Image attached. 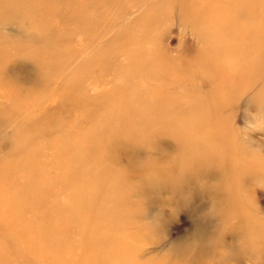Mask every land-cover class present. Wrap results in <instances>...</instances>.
<instances>
[{"label": "rangeland", "instance_id": "374dc122", "mask_svg": "<svg viewBox=\"0 0 264 264\" xmlns=\"http://www.w3.org/2000/svg\"><path fill=\"white\" fill-rule=\"evenodd\" d=\"M52 1L56 3L58 0ZM71 1L73 2L70 4L73 5L84 2L87 6L90 2ZM102 2L100 5H108L109 11L101 14L100 5L93 6L92 11L100 14V19L94 26L62 24L58 29L60 38L50 34L51 30L45 37L37 36L41 42L37 47L52 46L56 52L57 57L53 55L54 60L50 63L51 70L44 63H49L47 59L41 63L38 58H34L36 56L30 53L31 45L26 40L21 42V47H11L18 46L19 39L23 37L22 30L26 32L18 23L24 21L16 19L18 21L9 24L0 23V36L1 32L9 36V45L0 37V42L8 45L6 50L0 47V166L6 161L0 171L8 173H0V187L7 191L3 195L0 188V201L10 199L18 191L17 184L35 183L34 177L31 179L24 175L26 168L36 163L34 160L30 163L24 160L32 158L29 153L39 152L38 156L42 155L38 166H43L45 172L42 169V180L37 181L39 188L48 189L59 184L58 167L53 154L57 144L60 147L69 139H77L74 138L76 132L69 138L64 137L76 130L74 128L80 125L79 119L82 122L88 120L87 125L89 121L95 123L99 118L108 120L109 114L119 111L118 99L115 104L104 102L97 106L91 105L97 118L87 110L90 108L89 98L101 93L110 94L116 78L114 72L108 70L95 79L101 73L100 69L90 79V57V62H100V59L103 61L109 51L104 55L102 53L107 50L108 45L111 46L112 53H117L115 48L126 50L134 47V51L125 53L131 57L126 58L122 53L108 56L117 67L113 68L116 73L121 70L119 67L122 61H132L134 65V60L148 57L147 52H159L160 59L155 56L149 70L162 72L161 78L149 77L141 69L133 74V81L144 87L141 97L153 108L155 116H150V110L146 106L140 112L133 105L136 113L130 108L125 113L127 118L139 121V125L131 133L137 138L135 140H140L145 145L133 147L129 143L130 147L123 146L117 150L112 164L114 169L110 167V170L120 173V178L112 175V171L107 173L109 180L117 181L120 186L125 181V188L122 187L118 193H122L121 198L125 204L123 215L128 213L138 220L145 238L132 226L114 227L115 230L110 233L115 238L122 235L125 238L133 237L135 244L141 247L138 255L142 256L140 260H150V264H264V251L251 249L252 245L264 243V236L247 235V230H261L255 224H264V168L257 166L254 177L239 185L235 184V176L223 175L219 169L209 165V159L203 157L207 155L213 131L210 123L212 125L214 122L208 120L210 113L216 114L220 122L225 123L217 129V139L226 142L234 150H238V147L240 150L245 148V159L256 162L262 159L261 164H264V0H237L238 4L234 0H229L228 4H223L222 0ZM62 3L69 4L68 0H63ZM188 4L194 5L196 18L207 23L203 24L204 21H201L197 24L191 18L189 14L192 10ZM153 6L162 9L159 16L151 18L154 20L151 24H142ZM63 9L65 8H60ZM89 18L90 14H87L86 19ZM133 25L137 30L132 36L134 43L132 44L131 39L128 40V34L123 40L117 41L120 35L116 34L121 27ZM45 50L44 47L40 49ZM49 54L51 53L46 56ZM48 73L51 74L47 75ZM239 78L240 82L237 81ZM44 81L47 83L43 87L35 86L36 82ZM156 86L164 91L160 96L162 101L167 98L162 106L158 105L153 95L156 94ZM172 94L175 95L170 96ZM40 97L45 100L39 106L34 99ZM228 97H233L232 101L227 105L223 104ZM11 102L22 106L15 116ZM82 104L87 107L85 110V107H81ZM26 106L31 111L27 125L21 129L19 124L27 116ZM115 120L113 116L111 124ZM34 123H38V132L32 137L36 130ZM85 125V131L80 132L82 135L87 131L97 133L95 125L94 128H90V124ZM188 132L190 139L200 142L199 150L204 149L202 155L198 150L190 155L183 139ZM38 148L42 150H37ZM131 158L138 160L135 167L131 166ZM90 160L94 158L90 156ZM179 160L185 165L184 168L178 166L177 170L176 163ZM186 165L193 166L185 169ZM67 166H70L69 162L64 163V167ZM154 166H166L170 168V172L159 173L158 179L152 182L151 170L155 169ZM75 168L84 175H90V169L98 171L89 163L77 164ZM108 168L106 166V170L102 172ZM5 178L7 181H4ZM1 181L6 188L1 185ZM79 182L89 185L96 194L97 201L104 203V182L95 181L91 175L89 184ZM147 185L153 188L152 192L143 195ZM128 186L131 190L127 189ZM70 191L69 187L65 188L67 194ZM37 196L42 199L48 197L46 203L57 202L60 207H65L64 198L60 200L61 196L54 191L47 196ZM238 209L248 214L245 218L250 222L244 220ZM80 211L72 215L70 213L68 217H64L62 212V220L71 224L69 229L73 230V234L66 238L65 232L61 235L63 246L58 251L60 262L49 261L46 247L51 244L44 240L38 241L40 233L45 231L42 229L47 225L46 221L41 222L42 219L36 215L38 220L34 224L35 229L32 233H27L35 216L34 212H28L24 220L27 226L20 230L26 237L21 238L24 241L28 237L33 241L32 248L37 251V256L34 257L31 252L21 248L11 252L15 238L20 235L17 230L10 234L6 230H0V248L7 250L12 247L10 255L6 260L0 259V264H64L63 260L76 264L74 258H81L83 264L98 263L99 259H94L97 251L92 239L102 231L92 226L94 220L90 221L89 214H80ZM13 215L15 212H3L0 215V227L4 225L6 218ZM101 221L105 225L104 220ZM129 221L131 220L127 222ZM50 224L57 225L54 220ZM84 230L87 231L83 241ZM108 239L109 243L110 240L114 241L113 237L108 236ZM23 243L26 244V241ZM75 243V253L69 252L66 247ZM207 244L211 246L208 249ZM119 246H125L124 240ZM39 252L43 254L40 255ZM202 254V260L193 262ZM125 261L130 263V260Z\"/></svg>", "mask_w": 264, "mask_h": 264}, {"label": "bare ground", "instance_id": "6f19581e", "mask_svg": "<svg viewBox=\"0 0 264 264\" xmlns=\"http://www.w3.org/2000/svg\"><path fill=\"white\" fill-rule=\"evenodd\" d=\"M63 0H58L56 3H54L52 0H0V23L9 24L18 20L24 21V23H18L26 30L24 32L22 30V38L19 39L18 46H11V47H21L19 46L23 40H26L27 43L31 45L29 48L31 51L30 53H33L36 57L40 60L41 63H43L46 59L49 63L44 62L45 64H48V69H52V64H50L54 60V56L56 55L55 50L52 46H46L43 45L41 47H44L45 51H40L41 47H37L38 43H41L39 38L45 37L49 31L50 34L53 36L59 37L60 33L58 29H60L61 25H69V26H77V27H92L94 26L98 20L100 19V14L94 13L92 11V7L97 5L99 6L100 3H103L102 0H90V2L87 4H84V2L76 3L75 5L70 4L73 1L68 0L69 4L62 5ZM233 1V0H232ZM236 4H238L237 0ZM223 4H228L229 0H222ZM68 5V6H67ZM91 6V9H90ZM190 7V10H192L190 17L197 22V24L201 21H204L202 19L196 18V15H194L193 9L194 5L188 4ZM65 8L63 10H60V8ZM84 8H88L85 10ZM162 9H159L155 6L149 9V12L147 13V16L142 21V24H151L159 15V11ZM104 11H109L108 5H100V12L101 14ZM87 14H90L89 20L86 19ZM193 14V15H192ZM149 15L151 17H149ZM19 16V17H16ZM187 19V15L185 16ZM80 18V19H78ZM18 19V20H16ZM245 19V18H244ZM207 23L206 21L203 22V24ZM83 24V25H80ZM222 26V20L220 22ZM203 26H201V29ZM136 26L133 25L132 27L128 26H122L120 31H118L116 34L117 36L120 35L119 39L117 41L123 40L125 35L128 34V40L131 39L132 36L136 32ZM30 34H29V33ZM37 34V35H36ZM0 37H2L7 43V38L9 36H6L5 33L1 32ZM39 38H38V37ZM28 38V40L26 39ZM60 38V37H59ZM62 39H65L61 37ZM90 37V42H91ZM61 42L62 40H57ZM6 42H0L1 49L6 50L8 48V45ZM134 42L132 41V44ZM37 44V45H36ZM64 49L66 48L65 44L63 45ZM107 50L104 51L102 54L104 55L106 52L109 51L108 56L110 55H116L119 53H122L125 57H131L129 54H125L126 51H134V47H128L126 50H119L118 48H115L117 53L111 52V46H107ZM54 50V51H53ZM35 51V52H34ZM47 53H51L46 56ZM133 53V52H132ZM156 53V54H155ZM146 54V53H144ZM148 57H141L137 61H133L135 64L133 65L130 61H122L121 67H119L121 70L115 73V70L113 68H117L114 65V62L109 60V57H104V60L100 59V62H90V68H88L89 72L92 74L97 73L100 69L101 73L95 77L97 79L100 75L107 72L108 70H111V72L115 75L114 80V88L111 90L110 94H104L101 93L98 96L94 98H89L90 108L85 107V105H81V107H85L83 110L87 108L88 111H90V114L93 112V109L91 105L97 106L103 104H107V102H110L111 104H115V101H119V111L116 112V114L112 113L109 114L108 120L107 118H99L95 123H89L90 128H94V125L97 128V133H90V131H87L84 135H82L80 132L85 131L83 129V126L88 122L84 121L82 122V119H79L80 125L74 129L75 131H72L71 133L66 134L64 139L69 138L70 135H73L74 132H76L74 138L77 137V139L72 140L69 139L65 143H63L60 147L57 144L55 150H54V162L55 165L58 167L57 172L59 175V184L52 185L53 187H49L48 189H42L39 188L40 185L37 184V181L42 180V169L45 172L43 166H38V164H41L40 157L36 153H29L32 158H26L24 159L27 163H30L31 161H35L36 163L31 164L29 168H26L25 177L33 178L36 180L35 183H21L17 184L16 190H18L16 193L13 194V196L10 199H3L0 201V215L3 212L6 211H12L15 212V215L10 216L4 220V225L0 227V230H6L8 234H10L12 231L16 232L20 235L15 238V244L13 247H9L7 250L4 248H0V259L6 260L8 255H10L11 252H15V250L21 248L24 251L31 252L32 256H37V251L32 248L33 247V241H31L28 237L26 240V244H24L21 236L26 235L22 233L23 227L27 226L24 222L25 216L28 214V212H34V219L32 220V225L28 228L27 233H32L35 229V222L38 220L36 218V215L39 216V219H42L41 222L46 221L47 225L42 230H45L44 232L40 233L41 237L38 239V241L44 240L45 242H49L47 244H51L50 246L47 245V257L50 259L49 261H52L53 263L60 262V259L58 258V251L63 246L61 243V239L63 237L61 236L63 232L66 233L65 238L68 237L73 230H70L69 227L71 224L65 222L62 220V212L64 217H68L69 214L71 215L73 213H77L78 210L80 211V214H89L90 215V221L94 220V223L92 226L100 230L102 232L97 233L94 235V239H92L93 245L96 247L97 254L95 255L94 259H99L98 263L93 264H127L125 259L130 260L129 264H150V260L144 259V261H141L142 256H138L140 254L141 247H138L135 244L134 238H125L123 235L119 237H114L112 235V231L115 230L114 227L118 228H127L128 226H132L133 228H136L138 231H140V234L143 235V238H145L144 234L145 232L142 231L141 225L139 224L138 220L131 214L125 213L126 216L123 215L124 212H122V209L124 208V202L123 198H121L122 193L118 195L119 190L121 191L122 187L125 188L124 182L122 181V186L118 184L115 180H109V176L107 173H109L110 167L114 169L113 161H114V154H116L117 150L122 149L123 146L130 147L131 143L133 147H140L144 146L145 144L140 140H135V138L131 132H134L136 127L139 125L138 120L133 118H127L125 115L126 109L130 108L133 112L136 113V108L140 111H142V107L146 106L150 110V116H155V111H153V108H151L148 103H146L142 99V95L144 94V87L138 82H134V73L137 70H142L145 72V74L152 78H161L163 75L162 72H155L154 70H149L152 67L153 58L156 59L161 57V54L159 52H147L146 54ZM165 58V56H164ZM45 59V60H44ZM115 61V60H114ZM116 62V61H115ZM125 65V66H124ZM124 66V67H123ZM43 67V66H42ZM94 68V69H93ZM180 73V72H179ZM260 72H258L259 74ZM51 73H48L47 75H50ZM134 74V75H133ZM90 79H93V75ZM238 82L241 81V78L237 80ZM35 83V82H34ZM47 82H36V87H43ZM156 94H153L155 97V101H157L159 106H162L165 102L162 101L160 96L163 95L164 91L160 86H156L155 89ZM175 94H172L170 96H173ZM142 96V97H141ZM233 98V97H232ZM232 98L228 97L226 101L223 104H229V101H232ZM45 100V98L40 97L37 99H34L36 102V105H39L42 103V101ZM154 102L153 100H151ZM11 108H14V116L15 114L22 109V106L20 103H10ZM135 105V107L133 106ZM32 106V105H30ZM66 106V105H65ZM184 107V106H183ZM125 110L124 112L122 110ZM31 110H28V106L25 108V113H27V116L24 118V120L19 124V127L22 129L24 126L27 125L28 122V115ZM122 111V113H121ZM19 113V112H18ZM92 116L94 118H97L95 115V112L92 113ZM115 116L114 123L111 124V118ZM171 116V115H170ZM208 120L211 122L213 120L214 124L211 125V137L209 139L210 146L208 147V152L206 156H203L205 159H209V165L211 167H215L219 169L223 175L231 174L235 176L236 181L235 184H243V182H246L249 178L254 177L257 166L263 167L264 164H261L263 162L262 159H260L258 162L256 161H248L244 158L245 148H242L241 150L238 147V150H234L231 146L227 145L226 142L220 141L217 139V129L219 127L224 126V122H220V119L217 117L216 114H208ZM101 124H99V123ZM38 123H34V126L36 127V130L32 133V137L35 136V132L37 133V125ZM85 125V126H87ZM93 126V127H92ZM186 134V136L183 137L184 139V145L189 148L190 155H192L197 150L199 151V154L202 155L203 150H199V143L196 139L191 138V135ZM209 134V131H208ZM143 138V137H142ZM224 141H227L225 138H223ZM31 143V142H30ZM136 145V146H135ZM37 150H42L41 148H38ZM235 151V153H234ZM238 151V153L236 152ZM90 152V153H88ZM90 156L94 158V160H90ZM25 158V157H24ZM69 162L70 166L64 167V163ZM92 164L94 165L98 171L94 169H90V175L93 177L95 181L98 182H104V185L106 187V197L103 204H100L97 201L96 194L90 189V186L87 184H82L79 181H85L86 183H90V175H84L82 173H79L78 170H76L75 165L77 164ZM107 165H102V164ZM136 163H138V160L135 158H131V166L135 167ZM6 164V161L0 166L4 167ZM152 166V164H149ZM185 165L181 160H179L178 163H176V167L178 170V166L183 167ZM208 165V166H209ZM73 168H72V167ZM106 166H108V170H106ZM193 165H186L185 169L192 167ZM155 167V166H154ZM242 167V168H241ZM206 168V167H205ZM239 168H241L239 170ZM74 169V171H73ZM207 169V168H206ZM23 170V169H22ZM94 170V171H92ZM158 170V173H155V171ZM147 170H145L146 174ZM170 168L166 166H160L155 167V169L151 170L152 178L151 181H155L158 179L159 173H169ZM0 173L7 175L8 173L1 172ZM120 173H116L112 171V175L118 176ZM9 175L12 176L11 173ZM45 175V174H44ZM142 176V175H141ZM3 178V177H2ZM120 178V177H119ZM180 179V177L178 178ZM4 181H7L6 178ZM238 181V182H237ZM126 182H128L126 180ZM159 182V181H157ZM1 185H4L1 181ZM6 188V186L4 185ZM69 187L70 194H67L65 192V188ZM1 188V187H0ZM2 189V188H1ZM127 189L131 190V187L128 186ZM151 186H146L143 195H147L152 192ZM57 193L61 196L60 200L64 198L65 201L64 205L65 207H60L57 202H49L46 203L47 199H42L41 197L38 198L37 195L41 196L42 194L47 196L49 193L52 192ZM3 195L7 192L2 189ZM90 197V198H89ZM96 199V201H94ZM60 210L61 212H58ZM240 212V215L244 218V220L248 221V219L245 218V216H248L247 213H245L242 209H238ZM99 213L100 216H98ZM58 218V220H57ZM131 220L127 222L128 220ZM250 219V218H249ZM54 220L57 225L51 226L50 222ZM101 220H104L105 225L102 223ZM252 221V220H251ZM250 222V221H248ZM259 229L261 230H247V235H257L260 234L264 236V224L263 225H257L255 224ZM87 230H84L82 232V240L84 241V233ZM134 232H137L134 230ZM106 233V236L105 234ZM125 233V232H124ZM22 234V235H21ZM73 234V233H72ZM71 234V235H72ZM131 235V233H130ZM108 236L113 237L114 241L110 240ZM49 237H51L49 239ZM48 240V241H47ZM60 240V241H59ZM124 240L125 246H119L120 243H122ZM57 241V242H56ZM59 241V242H58ZM56 245V246H55ZM75 244L72 246L69 245L66 247V249L69 252L75 253ZM83 245V243H82ZM55 246V247H54ZM84 246V245H83ZM29 247V248H26ZM211 246L207 244V249ZM252 250H263L264 251V243L256 244L251 246ZM45 249V248H44ZM12 250V251H11ZM11 251V252H10ZM184 251V250H183ZM187 251V250H186ZM185 252V251H184ZM42 255L43 253H40ZM187 259L188 255L185 252ZM204 254L198 257L197 260H193V262L197 263V261L202 260V257ZM86 257V254L84 255ZM76 264H83L82 259L74 258ZM64 261V264H72L69 261ZM34 263V261H32ZM11 264H14L13 262ZM198 264V263H197Z\"/></svg>", "mask_w": 264, "mask_h": 264}]
</instances>
